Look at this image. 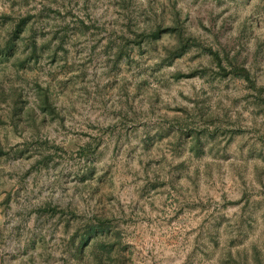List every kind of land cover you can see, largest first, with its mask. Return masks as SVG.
<instances>
[{"label":"rangeland","instance_id":"374dc122","mask_svg":"<svg viewBox=\"0 0 264 264\" xmlns=\"http://www.w3.org/2000/svg\"><path fill=\"white\" fill-rule=\"evenodd\" d=\"M173 6L258 89L168 34L129 45ZM0 44V264H92L98 218L103 264H264V0H0Z\"/></svg>","mask_w":264,"mask_h":264},{"label":"trees","instance_id":"16d2710c","mask_svg":"<svg viewBox=\"0 0 264 264\" xmlns=\"http://www.w3.org/2000/svg\"><path fill=\"white\" fill-rule=\"evenodd\" d=\"M165 12H162V17L165 19ZM186 19L181 17V11L174 7L172 8L170 12V20L168 24H163V21H160L156 24H149L148 22H144L143 24H140L137 26V28L133 31L132 36L129 42V45H133V48L137 44L139 47H142L143 44L146 45H154V42L160 39L163 35L168 34L170 37H173L176 42L172 46V48H169V55H171V58H177L189 51L194 46H198L202 48L205 51V54L209 57L208 60L211 62V64L216 66V72L217 75L228 77L231 76L232 78L241 79L245 81L249 87L258 89L255 77L252 75L251 70L249 67L241 63L238 58L235 55H232L226 48H220V47H213L210 44H205L204 41L200 39V37L197 34H194L193 32H188L187 24H185ZM26 22H19L18 30L16 32H20L22 29H24L23 24L25 25ZM140 38L141 41H138L136 39ZM135 39V40H133ZM128 45V46H129ZM128 46H126V43L122 41L118 48H117V55L118 58L124 57V55L129 54L130 50H128ZM167 48V47H166ZM12 51L11 44H8L5 46L3 52H2V44H0V63H2V53L7 56L10 55ZM35 51V50H34ZM199 72L202 75H207L209 73V67H204L201 69H196L193 72L190 73H184V72H177V77H187L191 74ZM2 103V88H0V104ZM39 106H43L44 108H49V96L41 98L40 97V104ZM198 110L199 117L198 119L204 120V121H210L213 122L217 118L219 119L220 116L213 112H205L203 111L202 106L199 107ZM21 110V108H20ZM197 113V114H198ZM194 114V117L197 115ZM18 116H22L20 112L18 113ZM181 129V127H180ZM200 135H195L194 137V146L198 147L200 146ZM91 141L87 142L85 145L81 146L79 151L81 154L88 155L91 151ZM58 147V146H57ZM59 148V147H58ZM2 151V147L0 146V153ZM55 155L58 153V150H56ZM52 157V155H51ZM92 221H89L87 224L86 230L83 232L81 237V243L82 245L88 246L89 251L91 254H93L94 258L92 260V264H103L104 258L111 257V251L114 248V244L106 241V238L103 237L102 233H106L108 231V226L104 224V220L98 218V222H93V219H90ZM80 243V244H81ZM107 258V259H108Z\"/></svg>","mask_w":264,"mask_h":264}]
</instances>
